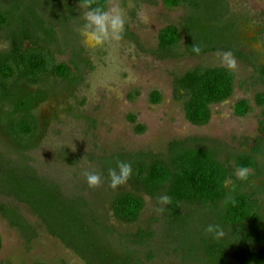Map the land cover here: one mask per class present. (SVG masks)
I'll return each mask as SVG.
<instances>
[{
  "label": "rangeland",
  "instance_id": "obj_1",
  "mask_svg": "<svg viewBox=\"0 0 264 264\" xmlns=\"http://www.w3.org/2000/svg\"><path fill=\"white\" fill-rule=\"evenodd\" d=\"M224 1L228 7L225 21L238 26L239 43L233 49L247 58H238L231 52L237 62V70L232 71L234 93L227 101L212 106L211 121L202 127L187 121L183 100L175 94L176 82L196 68L225 67L222 54L230 51L220 48L198 56H159L160 31L183 23L192 14L188 8H168L163 0H110L109 4L122 11L127 31L123 41L105 44L104 48L86 46L80 35L83 25L77 29L83 58L91 66L72 95L51 96L42 104L40 116L49 119L50 126L39 148L28 154L30 166L41 178L37 198L33 199L47 218L55 215L52 220L63 223L55 205L60 196L73 201L71 204L85 202L100 230L109 234V248L118 255L133 256L132 264H215L213 256L196 240L199 234L206 233L209 224L201 216L204 210L194 205L179 207L181 216H194L185 227L173 222L169 205L160 211L158 199L146 196L136 223L118 221L112 211L113 202L120 194L133 192V188L128 181L113 190L108 176L112 167L107 163L141 159L149 154L165 157L174 142L193 138L218 141L235 155L253 153L264 144V108L256 104L257 96L264 95V0ZM85 11L80 8L82 15ZM8 48L9 43L1 36L0 50ZM185 51L183 42L181 52ZM71 57L69 47L59 53L58 60L68 63ZM52 89L56 94L64 92L65 87L55 82ZM154 93L161 96L158 104L152 102ZM242 100L249 101L252 108L246 117L234 113ZM138 127L144 131L139 133ZM257 159L263 170L252 178L255 190L264 188L263 146ZM86 173L98 174L100 186L90 188ZM249 175L255 173L250 171ZM55 186L60 193L54 191ZM258 200L264 209L263 190ZM11 212L21 217L31 232L26 234L14 226L8 219ZM79 213L84 215L85 211ZM68 220L79 221L74 216ZM141 234L150 237L141 241ZM98 235L95 231L87 239L77 241L86 249ZM0 236V264H87L51 235L27 204L4 195H0Z\"/></svg>",
  "mask_w": 264,
  "mask_h": 264
},
{
  "label": "trees",
  "instance_id": "obj_2",
  "mask_svg": "<svg viewBox=\"0 0 264 264\" xmlns=\"http://www.w3.org/2000/svg\"><path fill=\"white\" fill-rule=\"evenodd\" d=\"M95 2L105 6L110 0ZM163 4L168 8L186 7L192 14L180 25H169L160 31V57L198 56L226 48L238 58H247L233 49L239 43L238 26L225 21L228 7L224 0H163ZM82 7V0H0V37L9 43L7 50H0V195L27 204L51 235L87 264H132L133 256L118 255L109 248V234L100 230L85 202L73 205L70 203L73 201L59 194L60 201L55 205L61 223L52 220L55 215L47 218L35 201L41 178L30 166L28 154L39 148L50 126V120L40 116V107L51 96L72 95L91 66L83 58L78 40L77 29L83 25ZM183 42L185 52H181ZM69 47L71 60L59 62V53ZM193 47H199L200 53H195ZM55 82L64 85V92L54 94ZM234 90L235 76L225 67L196 68L179 78L175 85L187 121L199 127L210 123L212 106L230 99ZM152 102L160 103L161 96L154 93ZM256 104L264 108V95L257 96ZM251 111L247 100L238 102L234 108L238 117H246ZM137 131L142 133L144 129L138 127ZM262 146L253 153L235 155L218 141L193 138L174 142L165 157L149 154L141 159L118 160L132 166L133 174L128 181L133 192L115 198L114 217L121 222L136 223L145 207L143 196L158 199L169 195L175 224L187 226L194 216H181L179 207L194 205L204 210L201 216L209 225L223 226L225 237L220 240L212 239L207 233L199 234L196 239L213 256L215 264H264V209L258 200L264 188L253 189L252 179L263 170L257 159ZM117 162L110 161L107 165L115 168ZM241 167L253 171L255 176L249 175L247 180L237 178L235 172ZM54 191L60 193L56 186ZM81 211L85 214L81 215ZM71 216L79 221L68 220ZM8 219L26 234L31 232L14 212ZM95 231L98 237L82 249L77 240L87 239ZM139 237L145 241L150 235Z\"/></svg>",
  "mask_w": 264,
  "mask_h": 264
},
{
  "label": "clouds",
  "instance_id": "obj_3",
  "mask_svg": "<svg viewBox=\"0 0 264 264\" xmlns=\"http://www.w3.org/2000/svg\"><path fill=\"white\" fill-rule=\"evenodd\" d=\"M82 6L87 9L83 12V28L80 32L83 42L86 46L95 48H104L105 44L116 42L120 43L124 40L127 24L122 11L113 7L111 4L99 6L95 0H82ZM142 16L143 13H139ZM193 51L200 53L199 47H193ZM222 62L230 71L237 70V62L231 52L222 54ZM133 174L131 164L124 161H118L115 168H111L108 172L110 178V187L113 190L125 185ZM250 170L246 167L238 168L235 175L241 180H247ZM87 183L90 188H97L101 184V177L95 173H86ZM161 205L160 211H164L167 205L172 203L169 195H161L158 197ZM206 233L214 240H220L225 237V230L220 224H212L207 226Z\"/></svg>",
  "mask_w": 264,
  "mask_h": 264
}]
</instances>
